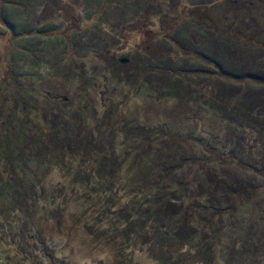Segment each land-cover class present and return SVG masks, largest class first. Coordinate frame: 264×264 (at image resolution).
I'll use <instances>...</instances> for the list:
<instances>
[{"label":"rangeland","instance_id":"374dc122","mask_svg":"<svg viewBox=\"0 0 264 264\" xmlns=\"http://www.w3.org/2000/svg\"><path fill=\"white\" fill-rule=\"evenodd\" d=\"M129 1L0 0V139L27 127L29 145L11 148L23 168L13 175L0 161V264H157L124 223L125 205L159 183L176 208L180 189L194 207L211 180L234 199L215 194L216 221L189 209L178 228L190 243L173 254L191 255L180 264H264V113L251 117L263 126L251 124L225 98L264 97V44L254 54L255 42L235 36L249 27L264 40V1ZM208 39L240 46L213 48L214 74L194 53L211 54ZM55 123L62 152L44 157L33 124ZM76 139L79 156L66 146Z\"/></svg>","mask_w":264,"mask_h":264},{"label":"trees","instance_id":"16d2710c","mask_svg":"<svg viewBox=\"0 0 264 264\" xmlns=\"http://www.w3.org/2000/svg\"><path fill=\"white\" fill-rule=\"evenodd\" d=\"M263 1L264 0H255L254 3L250 4L249 0H246V2L242 0L240 1V5H245V7H250L251 5L258 6L260 2H263ZM153 4H154L153 2H150V6H153ZM9 6L4 11H7L8 8L14 9L13 7H9ZM1 10L3 11V8ZM199 32H203V31L195 30L193 34L195 33V35H197L198 37L203 38V36ZM258 34L253 32V30L248 27L246 30H243V31L238 30V34L235 36H237L236 41L237 39H239L238 42H243V43L247 42L248 44L255 42V44L252 45V47L250 48V52L255 54V53H258L259 45L264 44V40H259L257 38ZM226 37L228 38V36ZM236 41L231 44V42H229L227 39H224L221 41L220 40L213 41V39H208L207 48L211 51V54L209 55L208 53L202 54L199 50L194 51V53L201 54L202 60L206 61V64H207L206 68H209L208 70L209 74H214L216 70L215 64L217 62H220V59H218L216 56L217 52L212 51L213 48L216 47V45H219L220 48H222V46H226L228 47V49H232V48H235L236 45L237 46L239 45V44H236ZM260 55L262 57L263 53L260 52ZM209 65H212L214 69H212ZM262 67H263L262 69L264 70V65H262ZM225 98H227L226 100L227 105H229V102H230V107H231L230 109L242 107L244 109L243 110V114H245L244 116L246 118H249V120H251V124L254 123L256 125H260L259 127L264 125V124L262 125V122H257L255 119L251 118L252 116L254 117L255 112H258V116H261L262 113H264V107L262 106L263 101H264L263 96L261 97V95H259V101H256L253 105H250V103H248V100H250L251 97L250 99H246L244 102L236 99V97L231 96V95ZM16 106H19V105H16ZM22 109H26V108L22 107ZM33 127L35 131L38 133V138H41L43 136L47 138L46 142L49 145H47V147L45 148L46 152H45L44 157L54 156V153L57 151L62 152V148H63L62 140H59L57 137V124L56 123L54 127H53V124H52V127L50 125V127L47 130L43 129L40 125H36V124H33ZM53 132H55V134ZM27 133H28L27 127L25 129L21 127L19 128V132L15 136L16 139L14 142L5 141V140L0 139V161L3 160V158L4 159L7 158L8 161L9 160L12 161L11 164L9 165L7 164L8 168L11 170L12 175L14 174L15 167H16V170H22L23 168L22 166L17 165V159H16L17 156L16 154L12 152L11 148L17 144V148L19 147L18 148L19 150L16 151V153H18L21 151L22 147L29 146L27 145L28 143L26 142V138H25ZM73 142L74 144L71 141L67 140L66 146L70 149L72 148L73 150L71 151H73V154L76 153L79 156L78 148H80L83 144H85V141L84 140L79 141L78 139H76V141H73ZM43 145L45 146L44 142H43ZM40 154L41 156H43L42 153H40V151L36 153V157L39 161H41V157L39 156ZM53 163L55 165L57 164L54 161ZM112 164H114L113 165L114 169H111V171L115 175H117V172L115 171V166L118 165L117 157H114V161ZM98 168L100 167L98 166ZM116 168L118 167L116 166ZM103 170L105 171L104 168ZM100 171H101V174H100ZM104 171L99 169L96 171V173L101 178L103 177V175H105V173H103L102 175V172ZM163 174L164 175L170 174V169L168 168L165 169V172ZM110 176L112 177L113 174H111ZM164 180L165 178H162V181H161L162 184ZM212 184L214 185L213 187L215 188L218 183L213 182L211 180L206 185L207 187L206 189L204 188V186L200 188L199 195L197 196V199H196L197 204H195L194 207H191L192 205V203H190L191 201L189 199H186L185 190L180 189L181 187L179 186L180 187L179 189L183 194L182 195L183 203L180 205V207L176 208L173 204V201L175 200V198L171 199L166 193L165 195L164 194L159 195V191H160L159 187L161 188L159 183L155 185L149 184L145 189L141 191L142 193L140 194L139 197L136 196L130 199L128 203L125 205L123 209V212L126 215V218H124L123 220L124 223L127 224L129 227H131V230H133L134 235H136L138 239L140 238L143 239L142 244L144 247L146 245L150 247L149 252L155 257L157 264H180V263H184L187 260L188 258L187 256L191 257V255H186L182 252L173 254V251H176L174 250L175 244L176 245H188L190 243L189 242L190 237H188L187 239L181 237V231L178 228L181 220L186 218L185 215H187V212L189 209L195 208L197 209V211L202 210V212H207V211L212 210L211 218L213 219V221H216L218 216H220L221 210H220L219 205H214L213 203L215 200H217L215 194L218 195V193H220L218 191H221L223 195H227L226 197L230 198L231 200L234 199L235 197L234 192H232L231 190L229 191V189H226L223 185L219 186L220 188L217 191H215V189L213 190V187L211 186ZM239 193L243 196L246 195L247 198L251 195L250 191L244 194V190H240ZM49 255H51V253H49Z\"/></svg>","mask_w":264,"mask_h":264},{"label":"crops","instance_id":"0c3cea01","mask_svg":"<svg viewBox=\"0 0 264 264\" xmlns=\"http://www.w3.org/2000/svg\"><path fill=\"white\" fill-rule=\"evenodd\" d=\"M98 1L99 0H84V3H86L87 5H90V4L97 5ZM205 1H208V0H205ZM110 4H111L110 6L117 5L116 7L121 6L124 10H127L131 2L129 0L126 2H124V0H111Z\"/></svg>","mask_w":264,"mask_h":264}]
</instances>
